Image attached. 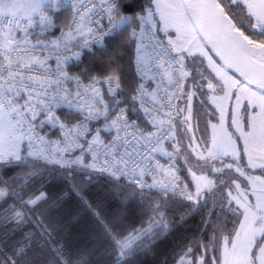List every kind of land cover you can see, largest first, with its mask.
I'll list each match as a JSON object with an SVG mask.
<instances>
[{
  "label": "snow or ice",
  "instance_id": "6c2138e0",
  "mask_svg": "<svg viewBox=\"0 0 264 264\" xmlns=\"http://www.w3.org/2000/svg\"><path fill=\"white\" fill-rule=\"evenodd\" d=\"M159 250L264 264V0H0V264Z\"/></svg>",
  "mask_w": 264,
  "mask_h": 264
},
{
  "label": "trees",
  "instance_id": "16d2710c",
  "mask_svg": "<svg viewBox=\"0 0 264 264\" xmlns=\"http://www.w3.org/2000/svg\"><path fill=\"white\" fill-rule=\"evenodd\" d=\"M92 195H94V192L91 190L85 193L86 198ZM132 226L139 227L140 225L139 222H136ZM129 230H131V228H129ZM164 258H165V250H159L155 255L149 253L141 257V259L144 261V264H161Z\"/></svg>",
  "mask_w": 264,
  "mask_h": 264
}]
</instances>
